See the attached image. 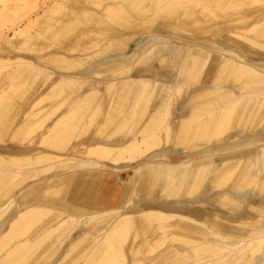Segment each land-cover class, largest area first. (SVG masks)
<instances>
[{
    "label": "bare ground",
    "instance_id": "bare-ground-1",
    "mask_svg": "<svg viewBox=\"0 0 264 264\" xmlns=\"http://www.w3.org/2000/svg\"><path fill=\"white\" fill-rule=\"evenodd\" d=\"M39 5V0H0L1 27L9 23L13 34L0 28V52L17 54L0 56V73L7 69L0 86V145L7 147L9 134L13 145L0 151V264H37L45 252L55 255V245L76 228L84 234L56 264H64L78 245L84 248L70 256V263L86 249L83 264H203L206 259L207 264H264V203L254 220L240 219L232 229L219 223L234 221L214 212L189 214L152 203L155 194L159 201L194 200L207 181L213 192L222 190L218 197L225 206L239 207L241 200L224 189L240 197L264 192V142L253 158L254 173L240 156L213 161L231 152L224 145L236 143V131L264 128V68L231 47L222 48L225 57L211 56L204 40L187 35L216 27L231 35L232 45L264 57V0H50L44 13L26 15ZM159 22L169 38L181 32L186 45L184 53L167 49L158 60L162 67L177 68L170 94L163 81L132 76L135 68L155 61L149 44L139 54H121ZM91 62L97 63L92 70ZM100 75L106 77L103 91L90 82ZM204 80L208 85L194 89L181 101V111L174 110L177 94ZM24 96V103L16 101ZM44 100L52 101L45 110L38 107ZM239 101H244L240 111ZM100 115L102 121L88 134ZM39 130L34 141L24 143ZM170 148L184 156L174 161L165 154L143 162ZM131 167L139 174L122 194L99 192L105 170L118 175ZM51 183L58 186L53 192ZM73 190L72 198L86 195L85 207L67 200ZM54 231L49 251L48 246L33 257ZM90 236L95 244L88 248ZM163 245L156 255L145 256Z\"/></svg>",
    "mask_w": 264,
    "mask_h": 264
},
{
    "label": "rangeland",
    "instance_id": "rangeland-1",
    "mask_svg": "<svg viewBox=\"0 0 264 264\" xmlns=\"http://www.w3.org/2000/svg\"><path fill=\"white\" fill-rule=\"evenodd\" d=\"M39 3H40V5H39V8L38 9H36V11L35 10H33L32 12H30V13H28V14H26L27 16L28 15H30L31 17H35L36 15V13L38 14H40L41 12L42 13H44L43 11H45L46 9H47V6L50 4V0H39ZM44 3V4H43ZM44 8V9H43ZM38 10V11H37ZM41 13V14H42ZM33 15V16H32ZM25 18V17H24ZM20 23V21H18V22H16V24L15 25H18ZM4 23L3 22H1L0 23V28H2V30L4 31V33L5 34H7V35H10V36H12L13 34H12V31L10 32V28H11V25L8 23H6L7 25L6 26H2L1 27V25H3ZM188 25H189V28H190V30H193V31H195V27H193L192 25L190 26V24L189 23H187ZM213 25V24H212ZM209 27V26H208ZM212 27V26H211ZM211 27H209V28H207L208 30H207V32L208 31H210L211 33H207V32H205V33H203V34H194V33H192L191 31H189L188 33H187V35H188V37L189 38H195V39H199V40H204L205 42H206V47L208 48L207 49V51L209 52H211V56L212 55H214V54H221V51H220V46H221V44L222 45H227V43H229L230 41H229V36H231L230 34H227L226 32H220L219 33V28H211ZM9 29V30H8ZM77 31V30H76ZM76 31H74V33L76 32ZM166 32H168L167 30H165L164 28H162V23L161 22H159V23H157L156 25H155V27L151 30V31H149V32H146V33H143V34H140L139 35V37L141 38L140 39V41H142V44H144L145 42H148L151 46H152V48H153V46L154 45H159L160 44V46H164V50H162L163 52L164 51H166L167 49H170V50H174V49H178V48H180L181 49V52H185L186 51V45L185 44H183V42H182V40L184 39V36H182L181 34V32H175L174 33V37L173 38H169L168 37V34L169 33H166ZM217 33H219L218 35H215V34H217ZM167 35V36H166ZM208 40V41H207ZM208 42H213V43H215V44H217L218 46H216V47H213V46H211V45H209L208 44ZM162 44V45H161ZM194 43H189V45H193ZM156 49V48H155ZM210 49V50H209ZM156 50H154V52H155ZM161 51V52H162ZM17 54H15V53H13V52H10V51H8V52H0V56H6V57H14V56H16ZM247 55L249 56V58H251V59H253L254 61H258V60H263L264 61V57H262L261 55H259L256 51H248L247 52ZM25 57H27V58H32L33 60H35V56H32V55H24ZM222 57H225V55H223L222 54ZM222 59V58H221ZM220 59V60H221ZM211 60V59H210ZM158 61H154V63L151 65V66H149V67H147V68H145V70H136L134 73H133V77H150V78H153V79H155V80H159V81H163V82H166V83H171L172 81H173V78H174V75H175V73H176V71H177V68H176V66H172V67H168V66H159L158 65V63H157ZM218 65V64H217ZM203 69H204V71H203ZM206 69H207V67L204 65L203 66V68L201 69V72L202 73H205L206 72ZM217 69V66H216V68H215V70ZM6 70L7 69H2L1 70V73H0V86H1V84H3L4 82H3V80L5 79L4 78V75H5V72H6ZM52 71H53V69H51ZM105 76H96L93 80L94 81H97L98 82V86H99V89H102V91L104 90V82L106 81L105 79H102V78H104ZM106 78V77H105ZM39 80V79H38ZM6 81H8V80H6ZM38 81H36V83H37ZM207 86L208 84H207V82L204 80L202 83H200L198 86H194V87H191V89H189L188 90V92H186V93H184L183 91H181L180 93H178L177 95H178V97L180 98V99H178V103H177V106L175 107V109L174 110H176V111H181V101H183V100H185L187 97H192L193 95H194V89H196V88H199L200 86ZM166 87H167V85H166ZM172 87V86H171ZM35 88H36V85L34 84V86H33V90L32 91H34L35 90ZM170 92V90H168V93ZM18 98H19V100H18ZM24 98H26V96H24V97H17V99H16V101L18 102V103H24V101L26 100V99H24ZM24 99V100H23ZM20 100H21V102H20ZM49 100H47V104L46 103H44V102H46V100H44V101H42L40 104H39V108H44V107H46V108H44V110L45 109H47L50 105V103L52 102L51 100H50V102H48ZM243 102L244 101H239L238 102V109H239V107H240V109H241V107H242V104H243ZM252 102H255V100L253 99L252 100ZM44 104V105H43ZM178 108V109H177ZM240 109H239V111H240ZM263 109H264V107H263ZM102 117V118H101ZM102 119H103V116L102 115H100V117L98 118L97 117V119H96V121L94 122V124L91 126V130L88 132V134H90L93 130H94V128H95V125L98 123V122H100V121H102ZM50 121H52V120H50ZM262 123H264V117H263V120H262ZM262 127V125H260V127L259 128H261ZM252 129V128H251ZM232 130V132H234L233 130L234 129H231ZM40 132V130L36 133V135H33L34 133H32L30 136H29V138H27L25 141H24V143H26V144H28L29 143V141L31 140V141H34V138L38 135V133ZM228 132H230V131H228ZM8 136H9V138H8ZM11 135L9 134V135H7V136H5L4 138H5V142L6 143H4V144H7V147L6 146H2V145H0V151H7V150H10V149H12L13 148V145H11L10 143H11V137H10ZM242 136V138L240 139V141L237 143V144H235V145H233V146H230L231 148H235V147H239V146H241L242 144H244L245 142H246V137H243L244 135H241ZM9 139V140H8ZM33 149H32V152H35L37 149H36V147H32ZM82 150H83V148H82ZM246 152V150L245 149H242V148H237V149H234L232 152H229V153H227V154H224V155H219V156H215V158L213 159V161H219V160H223L224 159V157L226 158V156L227 157H231V158H233L234 156L236 157V156H246V154H244ZM82 155V153L80 154V156ZM217 157V158H216ZM220 158H222V159H220ZM143 162H145V160L143 161ZM140 163V162H139ZM139 163H138V165H139ZM135 166H137V164L136 165H133L132 167H135ZM128 168V169H123V170H121V172L117 175L116 173H114V172H112V171H110V170H105V172H104V177L102 178L103 180V183H102V185H101V188H100V190H99V192L101 193H104V195H114V194H119V193H121L122 194V192H121V190H125V189H127L128 187H129V183H128V181H130V179H133V178H135V177H137L138 176V174H139V172L134 168ZM163 167H165V166H163ZM113 173L116 175H113ZM51 173H49L48 175H50ZM43 182H45V180H43V181H41V182H33L32 184H30L31 186H30V188H32L33 186H35V185H38V184H41V183H43ZM51 185L53 186L52 187V192H53V190H56V188L58 187L55 183H51ZM71 189H69V191H70ZM68 191V192H69ZM55 192V191H54ZM210 192H212L213 193V189H212V186H211V183H210V181H207L205 184H204V186H203V189L201 190V192H200V194L196 197V198H194V200H198V199H200L201 197H203L204 199L207 197V195L210 193ZM222 192V190H217V192L216 193H218V194H220ZM74 193V190L72 191V192H69V194H67V196L68 197H66L67 198V200L68 201H72V204L74 205V206H76V207H85V205L87 204V202H89L88 200H87V197H86V195L85 196H83L82 194H80V193H78L77 195V197H75L74 196V198H72V194ZM121 194H120V196H121ZM217 194V195H218ZM157 196V197H156ZM154 197H156L157 199L155 200V201H153L152 203H154V204H157V205H161V206H165V207H167V208H172V207H174V206H177L176 204H172L171 202H172V200L171 199H167V200H165V201H159V199H158V195L157 194H155L154 195ZM220 200V199H219ZM251 200H252V202H254L255 204H257V203H259V202H261L262 200H261V198L260 197H252L251 198ZM77 203H76V202ZM247 204V202L245 203V205ZM228 206H232V205H228ZM179 208H181V209H184V210H186V211H188V212H191L192 214L194 213V214H197V213H199L200 215H202L203 213H204V211H215V210H218L220 213H222L223 215H228L229 214V212H228V208H224V207H221L219 204H215L214 203V201H211L206 207H204V208H206V209H202V208H200L199 206H197V202H193V203H191V204H187L186 206H183V207H179ZM238 208V207H237ZM16 210H17V208H15L14 209V211H13V213L5 220V223L4 224H6V222L7 221H9L13 216H15V214H16ZM236 211H237V209H235ZM52 213V212H51ZM50 213V214H51ZM199 214H197V215H199ZM238 214H242L244 217H246V216H251V217H256L257 216V213L255 212V211H253V210H250L249 208H247V207H245V208H242L241 209V211H239V213ZM53 214H51V216H52ZM173 221V219L172 218H170V220H169V222H172ZM84 230L82 229V228H76L74 231H73V236L71 235V237L70 238H68V239H66L65 241H63L61 244H57V245H55L56 246V248H58V251H57V253L55 254V255H53V256H51V257H49V255L45 252L44 253V255L43 256H41V258H43V260H41V261H38L37 262V264H56V259L60 256V254H62L64 251H67L69 248H70V246H71V242L73 241V240H76L77 238H79L82 234H84ZM58 233V231H54L53 232V234L51 233V238L48 240L47 238V240L45 241V242H42L40 245L43 247H40L41 249H40V251H39V246L40 245H38L37 247H36V249L35 250H33V254L35 253V252H37V253H35L36 254V256L38 255V254H40V252L41 251H43L46 247H48L49 246V244H50V242L52 241V239L54 238V236L56 235ZM49 238V237H48ZM211 239H212V237H211ZM48 241V242H47ZM50 241V242H49ZM43 243H45V244H43ZM52 243V242H51ZM87 244H88V248H91V247H93L94 246V239H93V237H89V240H88V242H87ZM44 245V246H43ZM166 247V245H163L162 247H159V249L158 250H156V252L154 253V254H151V255H149L148 253H146L145 254V256H148V257H151V256H154V255H156L157 253H159L160 251H162V250H164V248ZM51 248V246H49L48 248H47V250L49 251V249ZM84 248V245L82 246V245H78L76 248H75V250L73 251V253L72 254H74V255H76L78 252H80V250L81 249H83ZM77 250V251H76ZM47 251V252H48ZM85 251H86V249L84 250V251H82L81 252V254L80 255H78L71 263H70V258L72 257V256H74V255H70L69 257H65V259H64V264H75V262H76V264H79V263H81L82 261H83V259H84V257L86 256V255H84L85 254ZM35 254H34V256L33 257H35ZM141 257H143V254L142 255H140ZM68 258V259H67ZM80 258V259H79ZM207 260H208V262H209V260L210 259H206V260H201L200 261V263L201 262H203V264H207L208 262H207ZM204 261H206V263L204 262ZM245 262V260H239V261H237L236 263H234V264H245L244 262ZM85 261H83L82 262V264L84 263ZM242 262V263H241Z\"/></svg>",
    "mask_w": 264,
    "mask_h": 264
},
{
    "label": "crops",
    "instance_id": "crops-1",
    "mask_svg": "<svg viewBox=\"0 0 264 264\" xmlns=\"http://www.w3.org/2000/svg\"><path fill=\"white\" fill-rule=\"evenodd\" d=\"M140 37L138 36L136 39H135V41H133V43L130 45V47H129V49H127L126 51H123L121 54L122 55H127V56H129V55H136V54H139L142 50H143V48L145 47V45L146 44H149L148 42H145L144 44H142V41H140ZM142 45V46H141ZM150 45V44H149ZM162 45V44H161ZM163 46V45H162ZM223 47H231V48H233V49H235L236 51H238L239 53H241V54H243L250 62H252V64L254 63V64H259V65H261L263 68H264V61L262 60H258V61H254L253 59H251V58H249V56L247 55V52L249 51V50H247V49H245L244 47H240V46H238V45H232V43L231 42H229V43H227V45H222L221 44V46H220V51H221V54H223L222 53V48ZM155 48H156V51L154 52V50H155ZM148 51H149V53H151L152 55H154V60H156L158 57V59L156 60V61H158L159 59H160V57H162L164 54H165V52H163L162 50H160V44L159 45H154L153 46V48H152V46L150 45L149 47H148V49H147ZM153 50V51H152ZM129 51H130V53H129ZM162 51V52H161ZM167 52H168V50H167ZM260 55V54H259ZM113 55H107L106 57L107 58H110V57H112ZM154 63V62H153ZM158 63V62H157ZM94 65V66H93ZM97 65V63H89V65H88V69H90V70H92V68H94L95 66ZM159 65V64H158ZM91 66H92V68H91ZM160 66V65H159ZM173 65L172 64H170V65H168V67H172ZM145 68H147V67H143V66H141V67H139V68H135L136 70H145ZM133 70L132 71V75H133V73L136 71V70ZM143 72V71H142ZM174 77H175V75H174ZM95 77H92V78H90V82H91V84H93V85H95V84H97L98 82L97 81H92L93 79H94ZM134 78H140V77H134ZM147 78H150V77H147ZM150 79H153V78H150ZM153 80H155V79H153ZM157 81H159V80H157ZM164 83H166V82H164ZM167 84V87H166V93L167 94H170V92L168 93V90H170L171 91V86L174 84V78H173V81L171 82V83H166ZM209 85H210V83H209ZM252 100H253V98H251V99H249V102H250V105H251V107H253L254 106V104H255V102H252ZM255 100V99H254ZM261 130V131H260ZM263 133V134H262ZM235 134H237V136H238V138H237V140L235 141L236 143H234V142H232L233 144H231V142L229 143V142H227V143H225V145H224V147H225V149H232L231 150V152L234 150V149H237L238 147H235V148H231L230 146H233V145H235V144H237L239 141H240V139L242 138V136L241 135H244L243 137H245L246 136V142L244 143V144H242L241 146H239V148L241 147L242 149H245L246 150V152L244 153V154H246V156H240V157H242V158H244V159H246L247 160V163H248V165H247V171H248V173L249 172H251V173H254L255 172V168H253L254 167V165H253V158H254V156H256V155H258L259 153H260V145H261V143H263L264 142V128H259V129H257V130H251V129H247L246 131L244 130V129H241V130H238V132L236 131L235 132ZM261 134V135H260ZM259 135V136H258ZM255 142V143H254ZM256 142H257V144H256ZM252 146H251V145ZM227 145V146H226ZM249 145V146H248ZM254 145V146H253ZM256 145H258V146H256ZM244 146V147H243ZM209 149H213V147H209ZM175 149H163V150H160V151H157L156 153H154L153 155H151L149 158H147L146 160H145V162H152L153 160H155V158L156 157H158V156H160V155H165V154H168L171 158H172V160L174 159V161H177L179 158H181L182 156H184V155H182L181 154V152H179V151H174ZM248 156H250V157H248ZM249 158V159H248ZM177 159V160H176ZM253 169V170H252ZM262 180L264 181V175H263V177H262ZM224 192L225 193H228L229 194V196L231 197V198H233V199H235V200H241V205L237 208V207H234V206H225V205H223V203H222V201L220 202V200H219V197H218V193H216V192H210L208 195H207V197L204 199L203 197H201L200 199H198V200H186V201H183V202H177V201H172L171 203L172 204H176L177 206H174V207H172V208H167V207H165V206H161V205H158V206H161L162 208H164V209H167V210H178V211H180V212H184L185 211V213H189V214H192L191 212H188V211H186V210H184V209H181V208H179V207H183V206H186L187 204H191V203H193V202H197V206H199L200 208H202V209H206V208H204V207H206L211 201H214V203L215 204H219L221 207H224V208H228V212H229V214L231 215H223L222 213L220 214V212L218 211V210H215V211H207V213H217L218 215H223L224 217H227V218H229V219H231L232 221H234V223L233 224H222V223H219L220 225H221V227L222 228H224V229H232V228H236L237 227V221L238 220H240V219H243V218H248V219H251V220H254L256 217H251V216H246V217H244L242 214H238V212L239 211H241V209L242 208H245V207H247V208H249L250 210H253V211H255L256 213H258V211H259V205L262 203H264L263 201H264V192H260V191H255L254 193L253 192H251V193H248L245 197H240L239 195H238V193L235 191V190H229L228 188L227 189H224ZM256 194V195H255ZM108 196H111V195H108ZM236 196V197H235ZM252 197H260L261 198V200H263V201H261V203L259 202V203H257V204H255L254 202H252V200H251V198ZM248 200H247V199ZM218 199V200H217ZM250 199V200H249ZM165 201V200H164ZM249 201V202H248ZM189 202V203H188ZM247 202V204L245 205V203ZM253 204V205H252ZM157 205V204H156ZM245 205V206H244ZM250 206V207H249ZM255 206V207H254ZM176 207V208H175ZM235 209H237V211L236 212H234V214L235 215H233V210H235ZM206 211H204V213H205ZM232 213V214H231ZM237 213V214H236ZM194 214V213H193ZM233 215V216H232ZM239 217H238V216ZM235 219V220H234ZM232 226V227H231ZM233 226H235V227H233ZM204 231H206V230H204ZM206 233H208V235H209V237H213L212 235V233L211 232H209V231H207ZM227 244H229V245H235V241H233V240H226L225 241ZM179 249H185L184 247H180Z\"/></svg>",
    "mask_w": 264,
    "mask_h": 264
}]
</instances>
